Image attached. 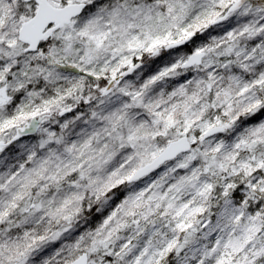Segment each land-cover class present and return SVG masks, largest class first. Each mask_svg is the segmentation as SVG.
I'll use <instances>...</instances> for the list:
<instances>
[{"label":"snow or ice","instance_id":"6c2138e0","mask_svg":"<svg viewBox=\"0 0 264 264\" xmlns=\"http://www.w3.org/2000/svg\"><path fill=\"white\" fill-rule=\"evenodd\" d=\"M0 264H264V0H0Z\"/></svg>","mask_w":264,"mask_h":264}]
</instances>
